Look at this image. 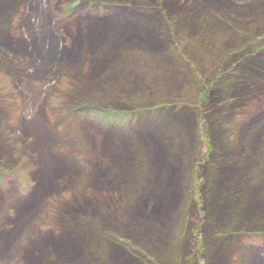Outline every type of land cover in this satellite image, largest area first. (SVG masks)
<instances>
[{
	"label": "rangeland",
	"instance_id": "obj_1",
	"mask_svg": "<svg viewBox=\"0 0 264 264\" xmlns=\"http://www.w3.org/2000/svg\"><path fill=\"white\" fill-rule=\"evenodd\" d=\"M74 1L0 0V264H264V0Z\"/></svg>",
	"mask_w": 264,
	"mask_h": 264
},
{
	"label": "trees",
	"instance_id": "obj_2",
	"mask_svg": "<svg viewBox=\"0 0 264 264\" xmlns=\"http://www.w3.org/2000/svg\"><path fill=\"white\" fill-rule=\"evenodd\" d=\"M60 9H61V12L64 16H70V17L74 16L76 13L90 15L94 12H97V14L103 15V14H109L112 11H115V13L118 14L117 12H122V11L125 12V10H126V9L122 8L120 5H115V4L105 5V4H99V3H90L88 1L79 2V1H74V0H60ZM125 14H128V13L125 12ZM91 44L93 45V43H91ZM103 85L110 87V85L106 84V83H103ZM167 108L168 107L166 105H158L156 107H151V108H147V109H143V110L134 111L133 113H125V112L119 113V112L111 111L105 105L104 106L103 105L95 106V105L88 104V102H86V103L80 102L79 104H76L74 107L72 106L70 108L69 114L71 116L79 118V119H83V120L85 119L87 121V123L90 124L92 127H95L100 131H103V130H110V128L117 127L120 125L124 126V124H125V126H127L128 124L130 126V123L132 124L131 126H135V122H134L136 120L135 117H137L139 114H141V113H144V115L150 114L151 116L154 115V117H156L158 114V111L165 110ZM171 122L169 120L160 121L158 125H160V127H162L163 131H160L157 129H156V131L160 132L161 134H166L167 131H169L168 133H172V135H175L176 131L173 129L175 128L174 125H176V124H174L173 122L171 123ZM180 128L182 129V127H180ZM170 142H168V144ZM157 145L160 146L159 143H157ZM111 159L116 160V162L114 161L113 163H115V165L117 167H119V165L117 164L118 163V157H114ZM168 159L172 160V158L170 156ZM134 171H136V170H134ZM130 176H132V175H130ZM136 178L137 177L135 175H133L130 178V182H133ZM39 179L41 180L42 186L45 183H49V181L48 182L45 181L46 177L45 176L43 177V175H40ZM179 190H180V200H178V202H176L175 205L170 204V203H165V211L169 215H170V212L172 210L174 211L176 206L178 208H181L182 203L184 202V204H187L189 199H190V198L184 197L185 196V194H184L185 190L183 191V187L181 184H179ZM133 198H134V196L130 197V199H133ZM67 218H68V220H67L68 225L66 224V226L68 229L67 230L68 234H70V235H68L67 237L61 238V240H59L57 242H51V244H54L56 246L66 245V246H71L75 250L77 248H79L81 250V248L84 247L85 242L78 243L76 241V236L79 234V232L81 230L84 229L83 226L85 223L82 224L77 219V217H75V220L72 217H67ZM140 220H143V217H141ZM70 221H71V223H70ZM116 221L118 222L119 220H116ZM105 222L106 221H104L101 224V226L103 224H105ZM112 222H115V221H112ZM117 222H116V224H117ZM138 223H139V219L136 220L137 225H138ZM98 227L99 226H97V227L95 226L94 228L97 229ZM90 233L94 237H90V238L86 239V242H88V243H89V241H94V240L95 241L107 240L104 236L97 235V233H95L94 230L90 231ZM5 242H4V244H5ZM166 249L168 250L167 247H166Z\"/></svg>",
	"mask_w": 264,
	"mask_h": 264
},
{
	"label": "bare ground",
	"instance_id": "obj_3",
	"mask_svg": "<svg viewBox=\"0 0 264 264\" xmlns=\"http://www.w3.org/2000/svg\"><path fill=\"white\" fill-rule=\"evenodd\" d=\"M119 34H120L119 32H115V33H114V37H118ZM143 138H145V136H144Z\"/></svg>",
	"mask_w": 264,
	"mask_h": 264
}]
</instances>
